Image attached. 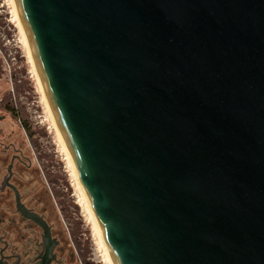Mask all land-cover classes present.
Returning <instances> with one entry per match:
<instances>
[{
	"label": "water",
	"instance_id": "obj_1",
	"mask_svg": "<svg viewBox=\"0 0 264 264\" xmlns=\"http://www.w3.org/2000/svg\"><path fill=\"white\" fill-rule=\"evenodd\" d=\"M113 264H264V0H14Z\"/></svg>",
	"mask_w": 264,
	"mask_h": 264
},
{
	"label": "rangeland",
	"instance_id": "obj_2",
	"mask_svg": "<svg viewBox=\"0 0 264 264\" xmlns=\"http://www.w3.org/2000/svg\"><path fill=\"white\" fill-rule=\"evenodd\" d=\"M13 1L0 0V98L16 101L35 132L42 181L34 186L45 197L58 232L83 264H112L49 112Z\"/></svg>",
	"mask_w": 264,
	"mask_h": 264
},
{
	"label": "flooded vegetation",
	"instance_id": "obj_3",
	"mask_svg": "<svg viewBox=\"0 0 264 264\" xmlns=\"http://www.w3.org/2000/svg\"><path fill=\"white\" fill-rule=\"evenodd\" d=\"M33 138L20 105L0 98V264H83L34 186L42 176Z\"/></svg>",
	"mask_w": 264,
	"mask_h": 264
},
{
	"label": "bare ground",
	"instance_id": "obj_4",
	"mask_svg": "<svg viewBox=\"0 0 264 264\" xmlns=\"http://www.w3.org/2000/svg\"><path fill=\"white\" fill-rule=\"evenodd\" d=\"M13 3H14V6H15V10H16V12H17V15H18V10H17V7H16V3H15V1H13ZM18 18H19V15H18ZM20 20V19H19ZM22 26V25H21ZM23 28V27H22ZM24 31V30H23ZM25 34V33H24ZM25 37H26V35H25ZM26 39H27V37H26ZM28 43V42H27ZM28 47H29V53H30V58H31V60H32V63H33V65H34V61H33V57H32V54H31V50H30V46H29V44H28ZM34 67H35V65H34ZM39 79V78H38ZM39 81H40V79H39ZM40 86H41V89H42V92H43V95H44V98H45V101H46V103H47V106H48V109H49V112L51 113V116H52V118H53V121H54V124H55V127H56V129H57V131H58V133H59V135H60V137H61V139H62V136H61V134H60V132H59V130H58V127H57V125H56V122H55V119H54V116H53V114H52V111H51V108H50V106H49V103H48V101H47V99H46V96H45V94H44V91H43V88H42V85H41V81H40ZM62 142H63V145H64V147H65V149H66V152H67V154H68V151H67V148H66V145H65V143H64V141H63V139H62ZM68 156H69V154H68ZM69 159H70V157H69ZM70 161H71V159H70ZM71 164H72V162H71ZM72 167H73V169H74V166H73V164H72ZM74 171H75V169H74ZM75 174H76V171H75ZM76 176H77V174H76ZM77 179H78V177H77ZM79 181V180H78ZM80 188H81V186H80ZM81 190H82V188H81ZM83 192V191H82ZM84 194V193H83ZM85 203H86V205H87V207H88V204H87V202H86V199H85ZM88 209H89V207H88ZM90 210V209H89ZM93 220H94V218H93ZM94 223L96 224V222H95V220H94ZM95 227H98L97 226V224H96V226ZM98 230H99V228H98ZM97 230V231H98ZM98 233H99V231H98ZM101 235V234H100ZM101 237V236H100ZM102 240H103V238H101ZM103 247H104V249H105V251H106V253H107V255H108V257H109V259H110V261H111V263L113 264V262H112V259H111V257H110V254H109V252H108V250H107V247H106V245H105V243H104V240H103Z\"/></svg>",
	"mask_w": 264,
	"mask_h": 264
},
{
	"label": "trees",
	"instance_id": "obj_5",
	"mask_svg": "<svg viewBox=\"0 0 264 264\" xmlns=\"http://www.w3.org/2000/svg\"><path fill=\"white\" fill-rule=\"evenodd\" d=\"M25 126L26 131L33 137L35 132H32L31 126L29 125V121L25 118Z\"/></svg>",
	"mask_w": 264,
	"mask_h": 264
}]
</instances>
